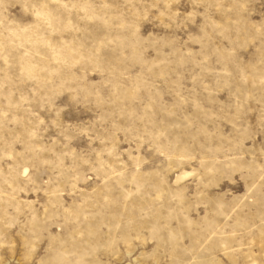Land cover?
<instances>
[{
    "label": "rangeland",
    "instance_id": "rangeland-1",
    "mask_svg": "<svg viewBox=\"0 0 264 264\" xmlns=\"http://www.w3.org/2000/svg\"><path fill=\"white\" fill-rule=\"evenodd\" d=\"M0 264H264V0H0Z\"/></svg>",
    "mask_w": 264,
    "mask_h": 264
}]
</instances>
